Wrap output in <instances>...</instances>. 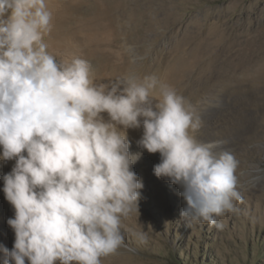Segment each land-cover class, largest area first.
<instances>
[{
    "label": "clouds",
    "instance_id": "1",
    "mask_svg": "<svg viewBox=\"0 0 264 264\" xmlns=\"http://www.w3.org/2000/svg\"><path fill=\"white\" fill-rule=\"evenodd\" d=\"M50 0H0V160L15 161L3 192L15 211L3 264H101L124 246L122 220L144 187L128 132L159 153L157 178L182 188L189 227L235 213L238 161L226 141L200 142L195 108L155 75L95 84L92 65L57 61L44 37Z\"/></svg>",
    "mask_w": 264,
    "mask_h": 264
},
{
    "label": "rangeland",
    "instance_id": "2",
    "mask_svg": "<svg viewBox=\"0 0 264 264\" xmlns=\"http://www.w3.org/2000/svg\"><path fill=\"white\" fill-rule=\"evenodd\" d=\"M127 7L148 15L155 29L146 26L144 32L132 33L135 41L130 42L121 29L133 28V19L118 16L125 21L116 32L107 26L95 33L120 35L119 50L138 56L140 74L148 65L144 60L163 71L158 76L163 83L175 77L169 69L179 68L170 64L178 56L242 62L241 68L226 73L222 68L223 74H206L199 83L197 75L192 76L186 85L174 88L203 120L196 139L226 141L224 150L239 162L235 175L242 201L235 202L238 212L217 217L223 230L206 222L189 227L180 215L185 207L182 188L155 176L160 154L142 150L137 143L141 137L130 134L137 137L129 140L130 152L141 154L133 165L144 185L139 212L122 220L124 246L101 258V264H264V0H128ZM141 19L145 20L142 14ZM195 84H202V91ZM14 164L10 161L6 167L0 160V245L8 250L15 234L7 220L15 211L5 198L3 176ZM3 259L0 252V264Z\"/></svg>",
    "mask_w": 264,
    "mask_h": 264
},
{
    "label": "bare ground",
    "instance_id": "3",
    "mask_svg": "<svg viewBox=\"0 0 264 264\" xmlns=\"http://www.w3.org/2000/svg\"><path fill=\"white\" fill-rule=\"evenodd\" d=\"M127 4L128 0H50L49 9L52 12L51 31L44 37L48 45V51L56 57L57 61L70 60L73 56L89 61L92 65V79L95 84L109 83L129 76L143 80L144 77L153 74L160 81L161 78L158 76L163 71L157 72L149 60H144L148 65H146L147 68L144 74H140L142 69L135 60L138 56H135L133 52L128 53L119 50L120 35L95 33L96 30L107 29V26L108 31L112 29L116 32V26L125 21L119 19V17L133 19V28L129 29L123 26V29H121L124 31L125 38L130 42L135 41L131 36L132 33L144 32L146 26L155 29L153 27H156V24L150 21L148 15H145L144 12L135 14L133 10L128 9ZM121 9H126L123 15L119 12ZM141 14L145 17V20L141 19ZM95 19H100L103 22L94 24L92 20L95 21ZM156 58L157 55L153 57V63H155ZM159 58L165 61L163 57ZM241 63L235 62L231 58L216 57L212 59L194 55L193 57L178 56L170 64L171 66L178 65L179 68L169 69L171 75L175 74L174 78L177 79L166 80L164 84L174 89L176 86L186 85V79L196 75L195 82L199 83V78L206 74L215 76L222 73V68H224L223 73H226V71L229 72L227 70L229 68H241ZM195 86L202 91V84H195ZM130 134L142 137L143 129L129 130L128 138L135 142L134 139H137V137H132ZM4 163L7 167L10 161Z\"/></svg>",
    "mask_w": 264,
    "mask_h": 264
}]
</instances>
